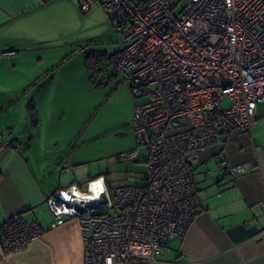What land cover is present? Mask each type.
<instances>
[{
  "label": "built area",
  "instance_id": "2783aa9c",
  "mask_svg": "<svg viewBox=\"0 0 264 264\" xmlns=\"http://www.w3.org/2000/svg\"><path fill=\"white\" fill-rule=\"evenodd\" d=\"M94 1L120 34L113 61L123 80L147 97L130 128L146 148L145 172L137 182L111 186L98 176L86 192L51 193L50 226L78 220L82 264L152 263L197 212L192 169L202 155L214 152L216 178L251 165L229 163L224 145L231 132L250 130L264 101V0H188L180 8L182 0H78L84 10ZM137 155L132 148L117 160L137 163ZM42 231L14 214L0 225V248L21 249Z\"/></svg>",
  "mask_w": 264,
  "mask_h": 264
},
{
  "label": "crops",
  "instance_id": "0c3cea01",
  "mask_svg": "<svg viewBox=\"0 0 264 264\" xmlns=\"http://www.w3.org/2000/svg\"><path fill=\"white\" fill-rule=\"evenodd\" d=\"M64 2L74 8L69 0H0V61L14 59L20 45L51 39L55 7ZM28 119L19 120L25 128L16 132V120L0 114V225L19 214L43 231L16 251L0 248V264H82L78 220L67 218L51 227L46 199L68 186L86 191L87 184L59 179L57 170L64 169V162L57 152L61 137L56 125L40 131L39 118ZM224 146L229 163L248 162L249 169L215 181L201 171L212 158L205 153V161L192 169L197 212L184 233L171 238L155 262L133 259L127 264H264V144L249 130L231 132Z\"/></svg>",
  "mask_w": 264,
  "mask_h": 264
},
{
  "label": "rangeland",
  "instance_id": "374dc122",
  "mask_svg": "<svg viewBox=\"0 0 264 264\" xmlns=\"http://www.w3.org/2000/svg\"><path fill=\"white\" fill-rule=\"evenodd\" d=\"M69 1L74 8L67 1L55 7V31L47 35L51 39L20 45L14 59L0 61V114L16 120V132L25 128L19 120L32 118L30 106L36 110L40 131L56 125L61 167L72 163L67 170H57L65 184H86L98 175L106 176L111 186L137 182L145 172L147 154L144 146H137L130 128L134 107L147 97L134 95L113 61L122 46L120 34L102 6L94 1L84 10L78 0ZM89 50L105 54L104 63H93L89 69L85 61ZM250 131L258 144H264V101L256 107ZM132 148L138 149L140 162L117 160L120 152ZM217 168L210 158L201 171L213 178Z\"/></svg>",
  "mask_w": 264,
  "mask_h": 264
},
{
  "label": "trees",
  "instance_id": "16d2710c",
  "mask_svg": "<svg viewBox=\"0 0 264 264\" xmlns=\"http://www.w3.org/2000/svg\"><path fill=\"white\" fill-rule=\"evenodd\" d=\"M105 54H101L100 52H96V51H93V50H89V51H85V61H86V65H87V67L90 69L92 66H93V63L95 64V66L98 64V66L100 65V63H104L103 61L105 60V56H104ZM95 56H97V57H95ZM110 56V55H109ZM108 56V58H110ZM129 86H130V88L132 87L130 84H129ZM131 90H132V88H131ZM144 102V101H143ZM142 103V102H141ZM30 107H32L31 109V112H30V115H31V117H34V118H36L37 116H36V110H35V108H33V106H30ZM14 142L15 143H18L17 141H15V139H14ZM207 155H205V156H209V157H212L215 161H216V163H218V159L217 158H215L216 156L214 155V152L213 153H211V152H209V153H206ZM224 154H225V156H226V153H225V150H224ZM204 155H202V157L200 158V160H199V162H197V164H202L203 162L202 161H205V159H204V157H205ZM215 173V172H214ZM193 175V174H192ZM216 174H214V176H213V178L212 179H214L215 181H219L220 179H222V178H225V177H227V176H233V175H220V177L219 178H216V176H215ZM98 176H102V175H98ZM97 176V177H98ZM96 178V177H95ZM105 179H106V181H107V184H109L110 185V183H109V180H107V177L105 176ZM90 180V179H89ZM127 182H129V181H127ZM194 191V190H193Z\"/></svg>",
  "mask_w": 264,
  "mask_h": 264
},
{
  "label": "water",
  "instance_id": "95a60500",
  "mask_svg": "<svg viewBox=\"0 0 264 264\" xmlns=\"http://www.w3.org/2000/svg\"><path fill=\"white\" fill-rule=\"evenodd\" d=\"M15 141H17L18 143H20V141H19V139H18V138H16V139H15Z\"/></svg>",
  "mask_w": 264,
  "mask_h": 264
}]
</instances>
